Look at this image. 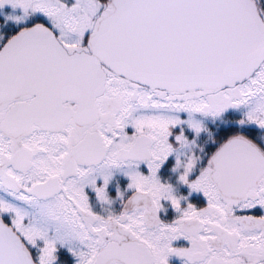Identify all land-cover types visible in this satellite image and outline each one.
<instances>
[{
  "label": "snow or ice",
  "instance_id": "1",
  "mask_svg": "<svg viewBox=\"0 0 264 264\" xmlns=\"http://www.w3.org/2000/svg\"><path fill=\"white\" fill-rule=\"evenodd\" d=\"M171 257L264 264V0H0V264Z\"/></svg>",
  "mask_w": 264,
  "mask_h": 264
},
{
  "label": "flooded vegetation",
  "instance_id": "2",
  "mask_svg": "<svg viewBox=\"0 0 264 264\" xmlns=\"http://www.w3.org/2000/svg\"><path fill=\"white\" fill-rule=\"evenodd\" d=\"M202 202V200H201ZM171 215V214H170ZM170 264H181L180 260L175 258V257H171L170 258Z\"/></svg>",
  "mask_w": 264,
  "mask_h": 264
}]
</instances>
